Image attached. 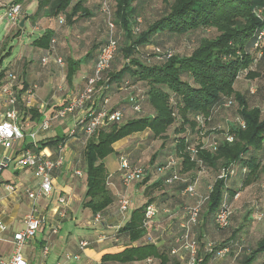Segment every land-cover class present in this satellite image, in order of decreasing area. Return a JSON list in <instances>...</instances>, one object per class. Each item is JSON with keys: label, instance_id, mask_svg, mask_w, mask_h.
Wrapping results in <instances>:
<instances>
[{"label": "trees", "instance_id": "1", "mask_svg": "<svg viewBox=\"0 0 264 264\" xmlns=\"http://www.w3.org/2000/svg\"><path fill=\"white\" fill-rule=\"evenodd\" d=\"M22 2L13 0L20 6V15H23ZM85 3L86 0H39L36 11L30 16L32 25L40 19L56 23H51L54 27L46 28L44 34L31 44L45 54L43 58L53 61L60 58L56 50L61 49L57 41L63 30H69L71 37L75 23L101 17L104 25L101 43H93L82 58L66 56L62 59L63 67L54 62L61 69L65 68V81L71 86L80 66L94 61L90 75L83 79L81 92L88 79L94 76L98 54L107 43V22L110 21L114 26L116 51L109 67L100 74V81L96 85V105L100 107L104 99H108L104 106L119 111L122 121L105 126L91 138L86 137L82 128L73 126L74 136L37 142L39 150L45 147L57 150L58 146H66L70 139L80 134L81 171L85 181L82 207L89 210L92 216L100 214L102 219L111 206H115L116 215H119L118 198L110 191L104 162L115 153V143L147 132L150 140L161 141L159 149L171 151L166 155L165 162L155 166L158 150L152 154L146 166L131 163L124 154L119 155V162L123 158L130 169L141 168L144 171L145 176L136 181L139 187L145 186L151 178H157L158 182L145 188V194L159 187L163 189L156 198H165V208L169 210L165 216L167 220L170 219L169 231H172V235L164 241L165 235L159 223L153 221L149 226H143L147 206L154 205L159 212L153 203L156 198H150L135 207L128 221L112 234L123 250L102 255L100 264H186L188 256L181 249L180 242L183 235L181 225L187 221L185 209L194 203V199L182 193L195 182L199 195L198 189L205 182L201 172L212 173V178L203 196L207 200L198 223L191 227L189 233L197 244V264H258V260L264 257V234L253 247H246L239 234L241 228L228 226L233 216V206L243 190L256 186L264 193V187L260 185V178H264L263 110L250 106L246 96L235 90V84L244 72L252 79L264 76V36L261 41L257 39L264 31V0H170L165 2L164 9L154 20H147L143 25L140 0H96L92 10L87 9ZM104 5L108 7L109 14L103 12ZM19 22L20 18L15 26L20 32ZM196 34L201 37L188 55H179L159 46L166 41ZM158 38L160 42H157ZM118 55L121 56V65L116 69ZM2 61L0 59V65ZM251 66L254 70H251ZM11 76L16 78L14 88L18 104L15 109L22 117L19 124L23 126L27 118L33 123H41L44 119L40 110L29 108L22 99L36 85L27 88L23 72L14 65L0 71V93L10 83ZM114 92L126 93L127 101L112 107ZM249 94L253 95L254 90L249 89ZM70 99L57 107L55 112ZM227 102H230V106L225 107ZM228 110H234V121L225 122L227 128L223 129L217 121ZM55 112L46 118H53ZM68 116L74 122L75 115ZM197 116L206 120L209 118V121L201 125L196 120ZM63 119H51L50 126L54 121ZM170 129L174 131L172 141L168 137ZM206 132L209 137L203 140V133ZM226 134L233 138L231 143L226 142ZM211 142H216V146L208 145ZM189 148L198 150L194 160L188 152ZM169 158L175 160V165L166 169ZM222 172L225 177L219 179ZM119 173L123 185L125 172ZM173 173L180 179H186V182L178 180L166 183ZM236 194L238 197L234 199ZM223 207L229 208L231 215L228 225L220 228L215 216ZM197 227L201 228L200 245L193 231ZM209 228L215 234L229 232V235L223 243L213 245L208 242L205 245V233L211 232ZM148 236L154 239V243L145 242ZM225 249L227 252L220 255ZM173 250L175 253H172ZM259 264H264V260Z\"/></svg>", "mask_w": 264, "mask_h": 264}, {"label": "crops", "instance_id": "2", "mask_svg": "<svg viewBox=\"0 0 264 264\" xmlns=\"http://www.w3.org/2000/svg\"><path fill=\"white\" fill-rule=\"evenodd\" d=\"M38 1L39 0H23V15H20V20L24 18L25 21L23 28H20L22 31L19 32L17 26L7 22L6 9L4 7H0V12L2 13L0 21H6L4 30L7 37L12 35L16 40H18L16 47L17 55L14 59H12V61H9L6 64L4 69L14 65L16 69L23 72V79L27 88L32 85L37 86L33 98L29 96L24 97L22 95V99L24 102H27V105H25L29 108H38L42 114V119H44V117L46 118L47 116L52 115L57 107L61 106L67 100L80 92L82 89L83 79L90 75L94 61L80 66L73 78L71 86H69L65 81V68L61 69L53 61L47 62L46 65L40 64V61L45 54L38 48L33 47L31 43L33 40L40 38L44 34L46 28H53L54 24L49 23L50 21L45 19H40L32 25L30 16L36 11ZM95 1L96 0H86L85 7L92 10L95 6ZM103 27L102 18L97 16L75 23L72 27L71 34H73V36L71 37L69 30H63L57 41V44L61 49L56 50V55L61 59L66 56H71L75 59L82 58L90 50L93 43L97 44L103 41ZM100 34L101 36L98 37ZM23 35H25L26 38H24ZM61 36L62 38L60 40ZM1 43L0 51L4 49V42ZM127 96L128 95L124 92H114L111 101L112 107H117L126 102L128 99ZM4 109L5 108L0 97V115L4 112ZM39 125L40 122L37 124L30 121L28 127H25V130L26 133L34 132L36 135V141L42 142L59 137L57 131L63 132V137H66L74 126V122L72 117L68 116L63 120L54 121L50 129L44 132L39 130ZM145 133L148 135L147 132ZM140 134H134L115 143L113 145L115 153L108 156L104 161L109 176L110 191L116 196L120 194L128 196L131 200V205L124 218L116 215L115 206L109 207L104 212L102 219L103 222L99 225V227H91L88 225L92 214L89 210L84 209L81 206L85 193V181L81 171L82 147L79 139L80 134H77L76 137L68 141L62 154L63 166L52 175L51 196L38 203L40 212L47 216L51 220V223H54L56 218L53 216V211L57 206L58 198L63 196L67 200V207L65 208L66 217L59 221L60 231L57 235H51L48 228L43 227L37 233L42 234L40 240L38 241L35 236L34 240L26 244L23 248V250H26L25 252L23 251L22 254L27 264H33L32 261L35 258V253L38 249L41 252L39 264H57L61 262L59 260L63 257L64 253H62L63 245H60V243L62 241L65 242L68 239V236H66V238H63V235L61 236L63 229L62 225L64 223L68 224L70 221L71 223L77 222L78 214L82 216V222H85V228L91 229V234L96 235L98 237V241H101L100 235L103 231L100 229V226H103L105 229L104 232H109V235H112L114 231L128 221L129 215L135 207L140 206L150 198H153L154 200L160 195V189H162L161 187L152 189L148 195L145 194L146 187L152 186L158 182L155 177L151 178L145 186L139 187L137 182L131 183L128 187L121 184L122 176L119 173V155L132 151L133 149H137L134 148V146L137 144L136 140L140 137ZM29 142V138L26 137L25 140L21 141L17 146L26 145ZM41 151L45 155L54 156L56 150L45 147ZM1 152L2 150L0 149V154ZM158 153L159 154L156 158L154 166L165 162L166 155L170 154L171 151L163 148L158 150ZM10 167L0 173V225H3L6 228L5 231L0 230V257H9L11 255L13 241L12 236L15 232H18L23 228V216L30 208V203L25 198L23 193L24 189L34 188L38 183V181L32 177L30 170H18L15 166ZM76 171H80L81 176L75 175ZM8 184L13 185L16 191L7 192L5 190V186ZM164 199L165 198H156L153 203L156 204L159 210L156 214L154 222H156V224L159 223L162 228L161 230L164 232L165 241L172 235V231H169L171 226L169 221L170 219L167 220L165 216V212L169 210L165 208L166 201H164ZM79 206H81V208H79ZM54 240L60 241L56 252H54ZM159 240L160 239H158V242ZM47 243L50 246L49 254L48 256L43 257L41 256L42 249ZM37 245L39 246L38 249L36 247ZM87 250L88 248L83 254V259L88 258Z\"/></svg>", "mask_w": 264, "mask_h": 264}, {"label": "built area", "instance_id": "3", "mask_svg": "<svg viewBox=\"0 0 264 264\" xmlns=\"http://www.w3.org/2000/svg\"><path fill=\"white\" fill-rule=\"evenodd\" d=\"M0 7L6 9V19L9 24L16 25L20 18V6L13 3V0H0ZM103 12L109 14L108 7L104 5ZM108 27V39L107 43L100 50L97 62L95 65L94 76L88 79L85 88L77 95L72 97L70 101L62 108L58 109L53 118H45L39 125V130L44 132L50 129L51 119H63L69 114H74V128L79 126L83 129L84 134L87 138L93 137L98 131H100L105 126L111 123H117L122 121V114L119 111H114L106 106L108 99H104L103 105L98 107L96 105V85L100 81V74L105 71L114 56L116 51V41L113 37V24L109 21L107 22ZM264 36V31H262L257 39L261 41ZM48 58L42 59V64L46 65ZM58 66L63 67L64 62L61 58L53 59ZM15 76H11L10 83L3 88L0 93L2 104L5 108V112L0 115V149L2 150L0 154V173L8 169L10 166H15L18 170L28 169L31 172L32 177L38 181L34 188H25L24 196L30 203L29 211L23 216L22 224L23 228L15 232L12 236V252L9 257H0V264H27L23 257V248L35 239L38 231L46 227L48 228L51 235H57L60 231L59 221L66 217V207L67 200L60 196L57 200V206L53 211V216L55 219L54 223L43 215L39 208L38 203L41 200L47 199L52 193V175L55 171L60 170L63 166V152L65 149V144L57 147L56 156L45 155L39 150L36 135L34 132L26 133L25 127H28L29 119L27 118L25 124L22 126L19 124L22 117L19 112L15 109L18 100L16 97V89L14 88ZM36 86H33L27 95L31 98L34 97V91ZM225 107L230 106V102L224 104ZM197 122L204 125L206 120L201 116H197ZM243 127V122L240 123ZM69 132L68 136L72 137L75 134V129ZM28 137L30 142L26 145L17 146L21 141H24ZM226 142L231 143L233 138L226 134ZM211 147L216 146V142H211ZM204 147V146H203ZM191 159L194 160L197 156L198 150L195 148H189L188 150ZM199 165L200 163L197 162ZM175 165V160L169 158L166 169ZM119 171L125 172L122 183L123 186L128 187L131 183L141 180L145 173L141 168L130 169L125 159L121 158L119 162ZM75 175L81 176L80 171H76ZM225 177V173L222 172L219 179ZM186 182V179H180V177L173 173L170 178L167 179L166 183H171L174 181ZM5 190L7 192H15L16 189L13 185H6ZM211 188H209V191ZM184 196L194 199V203L187 207V221L181 225V230L183 235L180 238L181 249L187 254L188 259L186 264H197V244L193 239L190 238L189 233L191 227L198 223L199 214L201 209L207 200V197H202L197 195L195 190V182L188 185L183 193ZM238 194L235 195L234 199H237ZM118 202V214L121 218H124L131 200L128 196L120 194L117 196ZM157 214V209L154 205H149L145 209L143 226L147 227L153 223ZM231 215V210L229 208H221L216 216L215 222L220 228H224L228 225V218ZM102 218L100 214H96L91 217L88 225L91 227H97L101 224ZM5 227L0 225V230L5 231ZM157 230V229H156ZM102 239V237H100ZM146 243H154V239L150 236L146 237ZM90 246V242L81 240L78 242L76 247V252L72 255H65V261H70L71 259L75 261H81L83 254L86 249ZM49 244H45L42 249V256L46 257L49 254ZM227 252V249L220 252L223 255ZM172 253H175L173 250ZM65 261H61L57 264H64ZM150 262V261H149ZM44 264V263H42Z\"/></svg>", "mask_w": 264, "mask_h": 264}, {"label": "rangeland", "instance_id": "4", "mask_svg": "<svg viewBox=\"0 0 264 264\" xmlns=\"http://www.w3.org/2000/svg\"><path fill=\"white\" fill-rule=\"evenodd\" d=\"M170 0H140V14H141V25H143L147 20H154L159 12H161L165 7V2H169ZM96 4V1L94 2ZM2 13L0 12V16ZM5 23L6 21H0V43H3L4 49L0 51V59H3L0 65V71L6 67V64L9 61H12L17 55V41L12 35L7 37L5 33ZM51 23H56L55 21H51ZM62 30V29H61ZM101 34L98 36L100 37ZM26 38L25 35H23ZM201 37L200 34L191 35L181 37L180 39H173L170 41L164 42L165 44L159 45L163 48H167L172 52L179 55H188L192 49L197 45L198 39ZM5 39V40H4ZM157 42H160V38L157 39ZM2 44V43H1ZM11 50V53L7 56L8 51ZM116 69H118L121 65V56L118 55L116 58ZM251 70L254 68L251 66ZM249 89L254 90V94H249ZM235 90L244 94L246 98L249 100L250 106H258L263 110L264 117V76L249 78L246 76V72L240 75L239 80L235 84ZM235 114L234 110L224 111L217 123L221 128L226 129L227 124L225 122H233V115ZM45 119V117H44ZM173 129H170L168 132V137L170 141L174 138ZM59 137H63V132L57 131ZM203 140H206V137H209L208 132L203 133ZM175 135H177L175 133ZM140 137L137 138L134 148L132 151L123 153L127 155L129 161L133 164L146 166L148 164V160L152 156V154L156 150H160L159 146L161 141H152L148 138L146 133H141ZM200 137V136H199ZM197 141V140H196ZM199 141V139H198ZM169 143L168 145H171ZM167 145V146H168ZM83 167V165H81ZM11 169V167H10ZM205 179L204 184L200 185L198 189V194L200 196H204L207 192V186L209 184L210 178H212V173L203 172L200 173ZM260 185L264 187V178H260ZM163 190V189H160ZM134 198V197H133ZM135 200V199H134ZM139 205V204H138ZM82 206V203H81ZM79 206V208H81ZM82 216L80 214L77 215V222L71 223V221L66 224L64 223L61 236L68 239L64 242L62 241V253H64L63 257L59 261H65V255H72L76 251L77 244L80 240H88L90 242V246H88V258H84L81 261H75L71 259L70 261H65L64 264H100V257L104 254H112L123 250V246L119 244V241L115 240L116 236L109 235V232H104L103 226H100V229L103 231L100 237H102L101 241H98V237L96 235L91 234V229L85 228V222H82ZM242 226V227H241ZM99 227V226H97ZM201 227V226H200ZM194 228V236L197 238L199 245V236L201 234V228ZM232 229L240 227L241 230L239 232L241 238L243 239L244 245L246 247H253L258 239L262 237L264 234V193L259 191L256 186L251 187L250 189H245L241 192L240 198L233 206V216L230 220L228 228ZM209 230L213 232L210 228ZM206 232L205 234V245L210 242L213 245H218L223 243L226 237L229 235V232ZM116 231L113 232V234ZM42 234H37V240L39 241ZM60 239V238H59ZM54 252L57 250V246H59V240H54ZM66 244V245H65ZM38 249V245L36 246ZM53 247V246H52ZM26 249L23 251L25 252ZM40 250L36 251L35 258L33 259V264H39L40 262ZM42 256V255H41ZM83 258V257H82ZM226 260V258H225ZM222 261V263L225 262ZM264 260L260 258L258 260V264ZM228 261V260H227ZM97 262V263H96ZM157 263V262H156ZM155 264V263H150Z\"/></svg>", "mask_w": 264, "mask_h": 264}, {"label": "water", "instance_id": "5", "mask_svg": "<svg viewBox=\"0 0 264 264\" xmlns=\"http://www.w3.org/2000/svg\"><path fill=\"white\" fill-rule=\"evenodd\" d=\"M24 21H25L24 18H22V19L20 20V22H19V27H20V28H23Z\"/></svg>", "mask_w": 264, "mask_h": 264}]
</instances>
